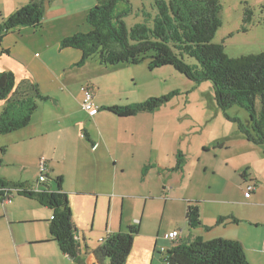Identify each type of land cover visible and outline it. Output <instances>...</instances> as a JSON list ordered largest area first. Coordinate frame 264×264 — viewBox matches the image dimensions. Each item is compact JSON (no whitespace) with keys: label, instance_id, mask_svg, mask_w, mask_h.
<instances>
[{"label":"crops","instance_id":"crops-1","mask_svg":"<svg viewBox=\"0 0 264 264\" xmlns=\"http://www.w3.org/2000/svg\"><path fill=\"white\" fill-rule=\"evenodd\" d=\"M28 2L0 0V26ZM96 4V0H54L46 4L37 29L21 27L1 40L0 72H12L17 84H36L52 100L38 102L29 125L12 133L20 135L0 155V167L10 166L2 158L8 160L10 151L16 149L31 167L13 162L12 166L22 165L23 170L11 174H18L12 178L0 172V181L42 191L37 186V168L39 159H45L44 179L57 191L54 179L61 177V192L68 196L81 263L63 255L51 240L52 211L14 192L10 203L0 199V229L5 233L0 264H108L107 259L98 262L93 251L108 236L125 234L131 227L137 233L125 264H167L168 250L195 238L237 241L250 264H264L263 149L244 139L242 161L232 165L231 158L209 157L217 149H230L226 142L216 138L209 144L201 138L192 145L197 141L194 127L179 125L167 116L157 119L160 108L128 118L104 111L111 106L101 102L102 94L119 93L113 89L118 87L115 81L120 67H102L96 60L79 67L81 52L61 48L64 38L89 31L86 16ZM159 70L173 74L171 69ZM192 84V90L200 86ZM83 87L89 89L98 107L93 117L81 108ZM4 105L0 101V113ZM179 153L185 162L174 170ZM232 172L239 175L235 186L230 182ZM249 185L255 189L245 198ZM188 203L200 208L201 225L194 229L186 220ZM220 216H232L238 223L226 220L217 225ZM171 231H178L179 236L168 243L162 237ZM160 247L166 251L159 253Z\"/></svg>","mask_w":264,"mask_h":264},{"label":"trees","instance_id":"trees-1","mask_svg":"<svg viewBox=\"0 0 264 264\" xmlns=\"http://www.w3.org/2000/svg\"><path fill=\"white\" fill-rule=\"evenodd\" d=\"M52 1L54 0H29L27 5L15 11L0 26V44L4 35L18 28L39 27L46 4ZM96 1L98 4L86 16L89 31L76 33L61 41V48L81 52L77 66L84 65L93 56L105 67L133 65L148 60L149 70L169 66L195 85L210 82L214 104L223 112L225 119L236 125L238 132L247 142L261 147L264 151V52L230 58L224 52L222 44L212 43L222 24V5L219 0H155L156 16L153 26L138 24L130 29H126L123 22L125 11L117 12L119 3L125 0ZM251 17L252 10L245 7L243 23H249ZM242 31L246 29L242 28ZM184 57L195 59L199 69L187 65ZM177 95L178 92L173 91L160 97H150L135 105L112 106L105 110L121 118L139 113H153ZM51 100L49 96L40 93L36 84L26 81L17 84L12 72H0V101L5 102L0 113V135L12 134L27 127L37 110L38 102ZM233 107H238L248 114L245 123L237 117L228 116L227 111ZM4 152L5 149L0 150L2 155ZM184 162V155L179 153L174 170H180ZM45 172L46 165L43 174ZM54 183L57 191L51 190L47 179L41 184L44 189L35 192L27 190L25 184L0 181L1 186L17 189V193L34 199L52 211L49 221L51 240L57 243L63 255L81 263L80 247L71 219L68 196L61 192V177H56ZM186 220L191 229L201 225L197 203H188ZM226 220L238 223L232 216H220L216 224H224ZM136 233L137 228L131 227L125 234L108 236L105 242L93 251L95 259L98 262L107 259L108 264H125ZM165 262L250 264L241 243L221 238L210 241L195 238L188 244L174 246L167 251Z\"/></svg>","mask_w":264,"mask_h":264},{"label":"rangeland","instance_id":"rangeland-1","mask_svg":"<svg viewBox=\"0 0 264 264\" xmlns=\"http://www.w3.org/2000/svg\"><path fill=\"white\" fill-rule=\"evenodd\" d=\"M219 1L222 5L220 15L222 24L216 31L212 43L222 44L224 52L230 58L256 55L264 52V0ZM154 2L155 0H125L119 3L117 12L125 11L126 15L123 17V22L126 29H130L138 24L152 27L155 18ZM245 7L252 10L251 21L247 24H244L242 19ZM242 28H245L246 31H242ZM95 60L97 61L96 56L89 59V61ZM147 62L148 60H145L138 64H121L116 66L120 67V70H117L119 71L117 72L119 75L115 81L118 87L113 89V91L119 93H103V101L101 102L111 107L129 106L144 102L150 97H160L170 92L178 91L179 96L159 109L160 113L156 114L157 119L160 116V120L162 121L166 119L164 116H167L177 121L179 125L194 127L196 136L194 139L197 141L192 145L199 142L201 138L207 139L209 144H213L216 138L220 143L226 142L230 149L224 147L220 151L217 149L214 153L210 152L209 157L211 159H214V156H219L222 161L226 158H231L230 162L232 163L230 164L232 165L242 161V155L246 152V148L245 146L242 147L241 143L242 141L243 143L247 142H245L242 135L238 132L236 125L228 122L223 113L213 107L214 95L211 90V83L203 82L196 89L192 90L193 84L172 67L167 66L162 69H171L173 74L168 73V70H149ZM184 62L196 70L199 69V64L193 58L184 57ZM110 73H115V71L110 70ZM104 82L107 83L106 80ZM106 108L103 110L105 111ZM227 114L230 117L239 118L243 123L248 120V114L238 107L231 108L227 111ZM17 135L20 134L0 135V145H4L0 150L5 149L7 152L8 149H11V140L15 141ZM0 155L2 154L0 153ZM2 159L5 162L8 161L7 163L11 165L0 167V172L10 178L18 176V174H11L20 173L23 170L22 165L31 167L30 161L22 158V152H17L16 149L10 151L8 160L6 157ZM13 162H18L22 165L12 166ZM25 174L27 175L28 173ZM238 177V173L232 172L230 182L234 186ZM236 190L237 188L235 192ZM4 237V230L0 229V242ZM5 243L7 246V242Z\"/></svg>","mask_w":264,"mask_h":264},{"label":"built area","instance_id":"built-area-1","mask_svg":"<svg viewBox=\"0 0 264 264\" xmlns=\"http://www.w3.org/2000/svg\"><path fill=\"white\" fill-rule=\"evenodd\" d=\"M82 92H83V100H82V103H81V108L89 117H93L98 112V107L93 102V95L86 88H83ZM37 170H38V172L40 174L39 180H38V183H37V186L39 187L45 181V179L43 177V172L45 171V159L43 157L39 160L38 169ZM37 186H36V188H37ZM254 189H255L254 185H249L246 188V192L244 194L245 198H249L251 192L254 191ZM16 191H17V189H12V188L0 185V197L2 199L1 201L4 204L10 203L11 202V198H12V194L14 192H16ZM178 236H179V232L178 231H171V232L166 233L162 238L165 241H168V243H173V242L176 241ZM165 248L166 247L158 248V252L159 253H163L164 251H166Z\"/></svg>","mask_w":264,"mask_h":264}]
</instances>
